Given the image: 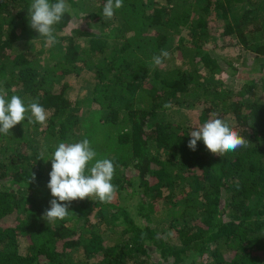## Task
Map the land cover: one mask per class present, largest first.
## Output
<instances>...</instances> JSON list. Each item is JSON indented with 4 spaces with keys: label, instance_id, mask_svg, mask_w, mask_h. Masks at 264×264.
Instances as JSON below:
<instances>
[{
    "label": "trees",
    "instance_id": "16d2710c",
    "mask_svg": "<svg viewBox=\"0 0 264 264\" xmlns=\"http://www.w3.org/2000/svg\"><path fill=\"white\" fill-rule=\"evenodd\" d=\"M105 2L67 0L74 12L46 46L31 0H0V88L49 113L0 134V264H264V60L234 63L264 58V0H123L108 20ZM233 36L235 60L216 50ZM161 50L169 58L153 67ZM69 74L82 80L73 99ZM183 104L195 117L172 119ZM214 113L248 145L191 150L190 132ZM85 138L114 163V198L74 200L46 223L41 156Z\"/></svg>",
    "mask_w": 264,
    "mask_h": 264
},
{
    "label": "clouds",
    "instance_id": "9594fccd",
    "mask_svg": "<svg viewBox=\"0 0 264 264\" xmlns=\"http://www.w3.org/2000/svg\"><path fill=\"white\" fill-rule=\"evenodd\" d=\"M123 6V0H106L101 15L108 20L113 18L115 10ZM74 10L67 0H31L28 8L29 26L45 38L46 46L57 43L54 25L58 24L65 14L72 15ZM167 50L152 57V66L157 67L169 58ZM6 93L0 88V134L9 135L11 129L25 119L29 123H46L49 113L38 102L27 105L18 95L6 99ZM167 106V105H166ZM30 113V114H29ZM188 147L196 149L197 141H202L206 149L223 156L248 145V139L242 137L225 119L213 114V118L196 127L189 134ZM97 152L85 138L79 142H60L48 159L51 170L48 173L47 188L53 197L50 207L43 213L46 223L64 220L69 215L68 204L85 198L110 203L115 195L116 186L112 183L115 166L108 158L97 159ZM34 173L30 180H34Z\"/></svg>",
    "mask_w": 264,
    "mask_h": 264
},
{
    "label": "rangeland",
    "instance_id": "374dc122",
    "mask_svg": "<svg viewBox=\"0 0 264 264\" xmlns=\"http://www.w3.org/2000/svg\"><path fill=\"white\" fill-rule=\"evenodd\" d=\"M217 23L221 24V21L219 20ZM230 45L228 44V40L224 39L223 40V46H218L216 47V50H218L219 52H222L221 54H223L225 57H227L228 59H234V56L237 54L242 53V46L241 44L237 41V39L233 36L230 38ZM176 51V50H175ZM174 51V52H175ZM247 52V51H244ZM177 53V52H175ZM248 55L244 56V59H241V61H234V63L236 65H238V69H241L242 67L245 69H253L254 67H258L257 63H259V61L264 60V58H260L257 57L254 61H252V59H250L249 57L247 58ZM173 61L179 63V59H174ZM172 61H169V59H167L165 61V64L170 63V65H172L171 63ZM264 62V61H263ZM82 75L87 76L88 74H83ZM81 74L76 76L75 74H69L65 77V82L67 83L66 86V94L71 98H75L76 93L79 90V86L82 82L81 80ZM224 78H226V75L224 73L221 74ZM234 79V80H233ZM226 80L230 83H233L236 81V79L233 77L232 79H227ZM237 85H239V83L237 82ZM197 114V109L196 108H192L188 105L183 104L182 107L180 108V111L176 112L175 114H169L171 117H173L172 119L178 120L179 116L183 115H187L190 117V119L192 120L195 115ZM168 115V113H167ZM168 115V117H169Z\"/></svg>",
    "mask_w": 264,
    "mask_h": 264
}]
</instances>
